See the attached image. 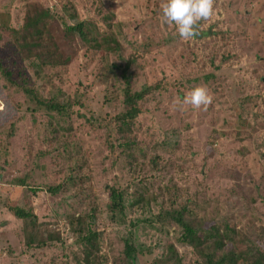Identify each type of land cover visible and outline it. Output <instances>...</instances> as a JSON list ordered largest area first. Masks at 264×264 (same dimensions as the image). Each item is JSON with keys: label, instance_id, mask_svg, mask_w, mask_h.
I'll return each instance as SVG.
<instances>
[{"label": "rangeland", "instance_id": "374dc122", "mask_svg": "<svg viewBox=\"0 0 264 264\" xmlns=\"http://www.w3.org/2000/svg\"><path fill=\"white\" fill-rule=\"evenodd\" d=\"M35 3L56 17L60 29L82 20L103 31L112 24L108 30L121 51L104 57L68 39L63 48L74 54L68 66L33 69L15 54L10 28L22 27ZM160 3L0 0L2 68L18 82L29 78L43 99L83 103L64 116L61 124L71 131L61 144L51 143L52 114L11 88L0 70V264H84L85 247L71 226L78 217L100 233L96 264H130L127 242L138 250L134 264L167 260L170 246L173 261L203 264L177 242L176 225L157 222L170 206L188 207L210 224L227 221L240 250H264V0H215L212 18L201 21V35L189 41L162 22ZM129 59H135L134 89L163 84L138 120L146 157L138 149L132 163L122 149L112 153L101 128L123 109L121 70ZM197 85L212 96L207 110L175 103ZM111 186L125 193L124 213L115 221ZM143 195L151 202L137 205ZM11 207L34 219L17 218Z\"/></svg>", "mask_w": 264, "mask_h": 264}, {"label": "trees", "instance_id": "16d2710c", "mask_svg": "<svg viewBox=\"0 0 264 264\" xmlns=\"http://www.w3.org/2000/svg\"><path fill=\"white\" fill-rule=\"evenodd\" d=\"M70 17L71 19H77L76 14H72ZM55 22L56 17L48 9L35 3L27 7L23 26L18 29L10 28L12 35L10 44L14 47L15 54L26 64L29 63L33 69L68 66L74 56V54H66L63 48V44L68 39L76 43L77 47L80 45L87 50L99 51L104 57L121 51L122 47L116 34L112 30H108L112 24H108L106 31H103L96 22L89 20L74 21L73 24L64 23L61 29L55 25ZM134 60L129 59L124 69L121 70V77L125 84L122 111L108 121H104L101 125V128L105 131L108 148L112 150V153H115L117 149H122L121 153L131 163L139 159L131 160V158L136 157V154L133 153L138 149L140 150L139 156L146 157L143 147L138 144L137 138L140 130L138 120L145 113L144 104L152 94L155 97L163 89L161 82L147 84L141 90L134 89L130 73L131 67L135 63ZM0 70L11 88H20L32 102L39 106L38 108L44 109L50 115L52 114L53 121L50 125L52 138L50 142L61 144L62 135L71 131L62 126L61 122L76 104L83 105L81 99L80 102H78L79 100L73 102L68 100L66 103H62L56 96L51 97L50 100L43 99L35 88L30 87L31 80L29 78L18 82L12 77L10 71L2 68L1 64ZM116 71V69L111 68V72ZM153 161L155 162V160ZM18 182L20 186H25L24 180ZM48 190L51 193L57 191L54 188ZM108 190L111 198L109 212L112 213V219L115 221L117 214L124 213L125 193L115 186L109 187ZM149 202H151L150 198L143 195L137 199L136 204ZM10 211L17 218L27 220L30 223L34 219L32 212H27L20 207H11ZM84 219L86 218L78 217L77 220L74 218L71 226L74 232L79 233L78 237L85 247L84 264H96L95 252L99 249L97 243L100 233L93 231L89 223V225L82 226ZM156 219L161 225H176L181 230L177 242L191 247L203 258V264H264V250L255 252L250 246L246 250H240L237 231L227 221H224V224L215 222L210 224L209 221H200L194 212L185 206L162 208ZM36 240L37 238L33 240V243ZM39 241L37 243H40ZM43 244L44 242L40 243V245ZM229 245L233 246L232 251L227 249ZM173 251L175 250L170 246L171 256H169V259L156 260L153 264H182L180 257L173 261L171 258ZM137 253L138 250L134 244L127 242L124 254L130 260V264H134Z\"/></svg>", "mask_w": 264, "mask_h": 264}, {"label": "clouds", "instance_id": "9594fccd", "mask_svg": "<svg viewBox=\"0 0 264 264\" xmlns=\"http://www.w3.org/2000/svg\"><path fill=\"white\" fill-rule=\"evenodd\" d=\"M118 2V0H117ZM215 0H161L162 22L175 25L180 39L189 41L201 35L200 22L208 21L214 14ZM176 104L191 105L194 109L207 110L212 103L209 90L202 85L191 88Z\"/></svg>", "mask_w": 264, "mask_h": 264}]
</instances>
